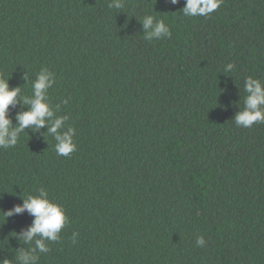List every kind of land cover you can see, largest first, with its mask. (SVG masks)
Wrapping results in <instances>:
<instances>
[{
	"label": "trees",
	"instance_id": "16d2710c",
	"mask_svg": "<svg viewBox=\"0 0 264 264\" xmlns=\"http://www.w3.org/2000/svg\"><path fill=\"white\" fill-rule=\"evenodd\" d=\"M110 2L0 0V78L21 89L11 127L47 68L76 145L59 156L29 126L0 148V264L41 238H21L27 211L5 215L40 188L68 222L38 264H264V123L234 122L245 78L264 84V0L208 17L184 16V0ZM145 15L171 37L145 39Z\"/></svg>",
	"mask_w": 264,
	"mask_h": 264
},
{
	"label": "clouds",
	"instance_id": "9594fccd",
	"mask_svg": "<svg viewBox=\"0 0 264 264\" xmlns=\"http://www.w3.org/2000/svg\"><path fill=\"white\" fill-rule=\"evenodd\" d=\"M172 4H177L179 0H170ZM223 0H184L185 6L181 10L186 17L204 16L208 17L215 12L221 5ZM120 0H112L109 7L119 9L121 7ZM155 20V23H154ZM145 30V39L151 41L163 37L170 38L172 33L170 28L162 19H156L152 15H145L142 20ZM233 68L232 64H228L226 71ZM27 79V77H25ZM55 83L54 74L47 68H41L36 74L35 80L31 82L32 95L24 96L23 102L30 105L28 111L18 113L16 120L18 126L11 127V120L8 117L10 105H14L16 98L20 94V88L10 90L8 80L0 78V148H9L17 145L20 133L29 126H34L35 131L47 126L48 134L52 135L55 140V151L59 156L68 157L76 150L73 137L75 129L72 126H65L68 120L67 116H56L55 112L59 111L60 106L56 105L55 110L48 102V90ZM244 91L247 94L244 98V108L235 116V124L240 127L250 128L255 123H264V84L259 79L248 76L244 80ZM67 100L63 103L67 104ZM47 118V119H46ZM27 211L34 216L32 226L23 233L22 239L26 243L31 242L34 237L39 236L40 239L35 240V247L31 252H21L18 259L22 264H38L40 253L50 251L48 242H56L59 240V234L68 222L64 208L52 202L48 193L44 188L38 189L37 195H28L24 198L22 206H16L8 211L5 215L12 216ZM77 233H73V243H76ZM198 246L205 243L203 236L196 239ZM4 264H9L5 261Z\"/></svg>",
	"mask_w": 264,
	"mask_h": 264
}]
</instances>
